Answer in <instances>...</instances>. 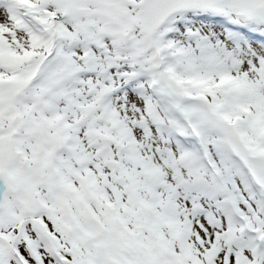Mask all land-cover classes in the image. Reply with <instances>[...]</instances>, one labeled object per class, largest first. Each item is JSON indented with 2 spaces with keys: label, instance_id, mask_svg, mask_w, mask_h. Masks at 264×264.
<instances>
[{
  "label": "snow or ice",
  "instance_id": "snow-or-ice-1",
  "mask_svg": "<svg viewBox=\"0 0 264 264\" xmlns=\"http://www.w3.org/2000/svg\"><path fill=\"white\" fill-rule=\"evenodd\" d=\"M0 264H264V0H0Z\"/></svg>",
  "mask_w": 264,
  "mask_h": 264
}]
</instances>
